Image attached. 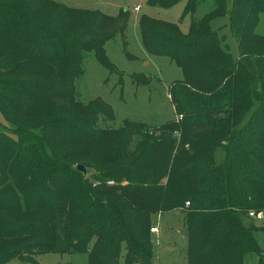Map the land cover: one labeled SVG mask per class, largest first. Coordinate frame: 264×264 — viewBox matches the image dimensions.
<instances>
[{
  "label": "trees",
  "instance_id": "obj_1",
  "mask_svg": "<svg viewBox=\"0 0 264 264\" xmlns=\"http://www.w3.org/2000/svg\"><path fill=\"white\" fill-rule=\"evenodd\" d=\"M180 1L147 4L167 9ZM202 1L187 0L181 22ZM213 3L187 33L146 15L139 20L145 52L168 57L183 76L170 88L179 124L167 123L152 136L143 123L99 128V117L109 118L105 111L112 108L76 98L85 53L116 71L105 45L127 31L128 10L114 17L54 0H0V112L14 127L13 134L0 129V264H38L46 253L122 264L124 245L123 264H154L150 219L178 207L188 215L187 264H246L251 255L264 264L257 238L264 224L253 222L264 219L250 217L264 215V36L256 33L264 0H233L238 58L211 25L228 13L227 2ZM135 78L142 83L143 75ZM45 112L52 119L36 134L33 117ZM247 116L248 127L236 130ZM57 130L79 143L81 155L108 150L111 141L125 158L134 135L144 147L132 165L119 157L104 169L61 147ZM219 149L225 156L218 163ZM66 158L95 168L92 179L70 169Z\"/></svg>",
  "mask_w": 264,
  "mask_h": 264
},
{
  "label": "rangeland",
  "instance_id": "obj_2",
  "mask_svg": "<svg viewBox=\"0 0 264 264\" xmlns=\"http://www.w3.org/2000/svg\"><path fill=\"white\" fill-rule=\"evenodd\" d=\"M68 7L99 10L106 15L118 16L122 10L130 12L128 29L123 36L117 35L114 40L106 43V53L109 59L115 64L116 71L110 73L102 66L94 53L87 52L84 54L83 68L84 74L76 79L75 89L78 101L89 104L92 101L103 104V107L112 108L113 113L109 110L105 111L109 118L99 117V128L108 130H118L124 126L126 121L129 123L145 124L150 131V135H158V129L167 123H178V114L175 105L172 102L170 93L171 86L176 80H182V71L168 57H156L147 54L143 48L141 41V33L139 30V20L143 15L160 19L175 24L183 33L189 32L193 19H201L204 15L213 10L215 4L213 0L202 1L195 13L187 15L181 22L187 0L178 2L171 8L153 7L147 4L148 0H54ZM228 13L211 25L212 29L217 31L220 36H226V48L234 56L238 58L239 49L237 40L230 28V11L232 9L233 0H226ZM140 5L141 9L137 12L135 9ZM256 33L264 36V15H260V22L256 28ZM261 37V36H260ZM225 46V44H224ZM223 46V47H224ZM207 55H212L211 52ZM136 75H143L140 78L141 84L135 78ZM148 81V82H147ZM147 82V83H144ZM234 85V83H233ZM111 110V109H110ZM114 115L113 120H111ZM35 120L31 124L35 127L36 134L46 127L49 120L52 119L50 113L45 112L43 115H35ZM249 116L237 125L236 130L246 129L248 127ZM106 127V128H105ZM0 129L6 132L14 133V127L9 124L0 112ZM157 129L156 131H154ZM55 140H59L60 146L64 149H75L77 157L91 159L94 164H100V167L109 169L116 165L121 157L125 164L133 163L136 157H139L144 147L143 138L139 135L132 137V143L128 147L126 157L121 151L120 145L117 143L111 145L108 150L98 148L96 152L86 155L79 153L80 145L74 141L67 140L66 135L61 130L55 131L53 134ZM68 143L62 144V140ZM40 143L45 141L40 140ZM44 145V144H43ZM59 146V147H60ZM82 150V147H81ZM80 150V151H81ZM115 156V157H114ZM225 153L219 149L216 154V161H223ZM48 158L52 159L48 155ZM73 169L78 165H72L69 159H64ZM149 169L151 163L145 159ZM88 177L92 179L96 169L88 168ZM131 167V166H130ZM67 170V168H66ZM91 170V171H89ZM78 172V171H77ZM80 173V172H79ZM162 184L167 183V179L161 181ZM187 211L183 208H175L163 214H156L150 219V233L153 226L158 227L159 233L152 234L153 240L157 246L154 250V264H187V233L186 220ZM245 224L250 222L247 217H242ZM259 226L264 221L253 220ZM257 238L264 249V231L257 234ZM159 241V243H158ZM127 254L125 245L121 255V263L123 264L124 256ZM257 256L251 255L246 264H257ZM38 264H89L88 256L84 254L73 253H46L36 257ZM6 264H23L17 260L10 261Z\"/></svg>",
  "mask_w": 264,
  "mask_h": 264
},
{
  "label": "built area",
  "instance_id": "obj_3",
  "mask_svg": "<svg viewBox=\"0 0 264 264\" xmlns=\"http://www.w3.org/2000/svg\"><path fill=\"white\" fill-rule=\"evenodd\" d=\"M140 9H141V6L138 5V6L136 7L135 10L138 12ZM180 119H181V118H180ZM178 120H179V118H178ZM188 206H189V203H187V207H188ZM250 217H252V218H257V219H259V220H263V219H264V215H263V213L255 214V213L251 212V213H250ZM151 233H152V234H158V233H159L158 227L153 226V227L151 228Z\"/></svg>",
  "mask_w": 264,
  "mask_h": 264
},
{
  "label": "water",
  "instance_id": "obj_4",
  "mask_svg": "<svg viewBox=\"0 0 264 264\" xmlns=\"http://www.w3.org/2000/svg\"><path fill=\"white\" fill-rule=\"evenodd\" d=\"M77 171L83 173L85 177L88 174V170L83 165H78Z\"/></svg>",
  "mask_w": 264,
  "mask_h": 264
}]
</instances>
